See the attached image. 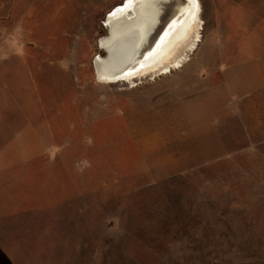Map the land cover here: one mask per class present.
Returning a JSON list of instances; mask_svg holds the SVG:
<instances>
[{
    "label": "rangeland",
    "instance_id": "obj_1",
    "mask_svg": "<svg viewBox=\"0 0 264 264\" xmlns=\"http://www.w3.org/2000/svg\"><path fill=\"white\" fill-rule=\"evenodd\" d=\"M122 1L0 0V264H264L259 104L218 94L264 66V0H199L190 59L133 88L93 65Z\"/></svg>",
    "mask_w": 264,
    "mask_h": 264
},
{
    "label": "bare ground",
    "instance_id": "obj_2",
    "mask_svg": "<svg viewBox=\"0 0 264 264\" xmlns=\"http://www.w3.org/2000/svg\"><path fill=\"white\" fill-rule=\"evenodd\" d=\"M170 0H123L104 18L106 34L94 57L98 82L136 87L181 68L201 41L199 0H182L164 22Z\"/></svg>",
    "mask_w": 264,
    "mask_h": 264
},
{
    "label": "crops",
    "instance_id": "obj_3",
    "mask_svg": "<svg viewBox=\"0 0 264 264\" xmlns=\"http://www.w3.org/2000/svg\"><path fill=\"white\" fill-rule=\"evenodd\" d=\"M221 55L224 56L225 54L221 53ZM239 69L240 68L236 66L234 68L226 67L223 70L224 72H222L224 83L221 84V89L218 92L219 96H222L225 99V104H223L225 108H223L222 110L225 111V113L234 112V108H228L230 107L229 105L233 104L234 102L244 101L246 105H249L250 102L257 101L259 107L257 108L256 112L259 116L260 125L258 128L257 136L264 137V107H261L262 105H264V66L260 67V69L258 68V70L252 65H249L246 70ZM239 79L240 81H238ZM231 80L234 83H230ZM251 82H254V84L250 85ZM255 84L257 85V87ZM251 86H253L254 88ZM249 87L254 90L256 89V91H253ZM216 94L217 93L211 94V96H215ZM172 142L173 141H170L168 143L171 144Z\"/></svg>",
    "mask_w": 264,
    "mask_h": 264
},
{
    "label": "water",
    "instance_id": "obj_4",
    "mask_svg": "<svg viewBox=\"0 0 264 264\" xmlns=\"http://www.w3.org/2000/svg\"><path fill=\"white\" fill-rule=\"evenodd\" d=\"M103 24V23H102Z\"/></svg>",
    "mask_w": 264,
    "mask_h": 264
}]
</instances>
